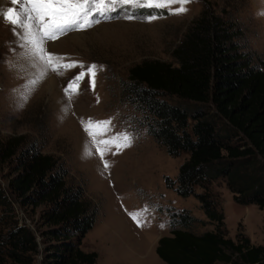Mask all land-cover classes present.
<instances>
[{
    "label": "trees",
    "instance_id": "16d2710c",
    "mask_svg": "<svg viewBox=\"0 0 264 264\" xmlns=\"http://www.w3.org/2000/svg\"><path fill=\"white\" fill-rule=\"evenodd\" d=\"M240 35L204 8L172 49L173 63L143 60L128 70L124 92L147 132L170 155L187 154L169 185L182 196L200 187L195 195L214 225L197 233L203 220L188 212L174 218L156 246L167 264H264V245L226 236L210 190L222 179L236 202L264 208V62L239 50ZM36 146L23 134L0 137V164L16 162L6 186L0 182V264H96L97 253L81 248L95 207L81 184L68 183L63 163ZM39 206L33 225L16 213L32 215Z\"/></svg>",
    "mask_w": 264,
    "mask_h": 264
},
{
    "label": "rangeland",
    "instance_id": "374dc122",
    "mask_svg": "<svg viewBox=\"0 0 264 264\" xmlns=\"http://www.w3.org/2000/svg\"><path fill=\"white\" fill-rule=\"evenodd\" d=\"M8 7L17 6L10 0H0V9ZM186 7L189 9L186 14L169 15L164 10L161 18L151 22L145 17L157 14V10L139 9L134 20L124 19L125 13L121 11L113 14L120 18L102 20L92 29L73 32L50 43L52 52L82 61L85 66L93 63L103 66L94 91L89 78H83L82 91L73 95L67 113L63 111L68 103L64 88L81 69L74 68L63 76L49 73L20 107L14 89H20L34 70L20 55L23 50L12 25L0 16V137L26 135L28 140L36 142L38 151L52 154L63 163L68 171V183L83 186L84 196L96 212L81 248L97 253L96 264H167L156 253L158 240L170 235L174 227L172 220L180 219L185 212L204 221L196 225L195 232L214 230L195 195L201 188L195 187L193 194L182 196L175 185H169L170 181L176 183L187 154L170 155L147 132L142 111L124 92L129 83L128 70L143 60L173 63L172 49L204 8L234 24L241 32L235 38L239 50L251 53L255 63L264 62V0H193ZM20 65L27 71H21ZM88 118L111 119L115 132L127 131L135 137L132 146L113 155L115 147L107 151L109 146L99 144L93 147V156L87 157L85 146L89 138L81 120ZM106 138L97 137V140ZM96 147L106 152L103 159L110 162L108 169L104 168ZM15 166L16 162L0 164L2 186H6L8 174L16 173ZM210 190L224 214L226 236L236 240L240 234L250 244L264 245V208L236 202L222 179L213 181ZM145 207L149 209L144 217L147 226L141 228L128 213ZM41 209L43 206L28 215L17 207L16 213L33 225Z\"/></svg>",
    "mask_w": 264,
    "mask_h": 264
},
{
    "label": "snow or ice",
    "instance_id": "6c2138e0",
    "mask_svg": "<svg viewBox=\"0 0 264 264\" xmlns=\"http://www.w3.org/2000/svg\"><path fill=\"white\" fill-rule=\"evenodd\" d=\"M193 0H10L12 5L17 7H8L0 9V16H3L5 23H10L14 35L17 36V43L23 50L20 55L26 59L30 67L34 70L28 76L26 83L20 89H14L19 96V106L23 107L36 90L49 75L55 73L63 76L74 68L81 69L74 76L67 86L64 93L67 99V105L63 111L67 113L70 110L73 95L81 93L80 82L83 78H89V84L92 90L96 88V77L103 66L90 64L85 66L82 61L71 60L70 58L57 54L49 50V44L54 43L70 33L78 31H87L99 25L102 20H111L120 18L123 11L124 19L134 20L138 17L135 12L143 8L157 10V14L148 15L145 19L148 22L161 18V13L166 10L169 15H182L188 12L187 4ZM179 5L178 7H173ZM16 67V65H11ZM21 71H27L23 66H19ZM71 90V93H70ZM99 99V98H97ZM89 140L85 146V155L93 156V147L99 144L107 145V151L115 147L113 155L120 154L122 150L130 148L135 137L127 132H115L111 119L87 121L81 120ZM107 137L97 140V137ZM97 153L103 161V166L108 169L111 165L108 160L103 159L105 151L96 147ZM149 209L145 207L135 212H129L130 218L138 227L147 226L144 219ZM163 227V225H161Z\"/></svg>",
    "mask_w": 264,
    "mask_h": 264
},
{
    "label": "bare ground",
    "instance_id": "6f19581e",
    "mask_svg": "<svg viewBox=\"0 0 264 264\" xmlns=\"http://www.w3.org/2000/svg\"><path fill=\"white\" fill-rule=\"evenodd\" d=\"M60 43V42H59Z\"/></svg>",
    "mask_w": 264,
    "mask_h": 264
}]
</instances>
